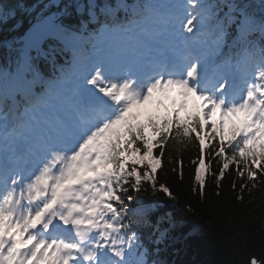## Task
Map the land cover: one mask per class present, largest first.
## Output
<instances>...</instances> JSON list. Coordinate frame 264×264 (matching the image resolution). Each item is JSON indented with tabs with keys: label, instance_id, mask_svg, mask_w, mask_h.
Here are the masks:
<instances>
[{
	"label": "snow or ice",
	"instance_id": "6c2138e0",
	"mask_svg": "<svg viewBox=\"0 0 264 264\" xmlns=\"http://www.w3.org/2000/svg\"><path fill=\"white\" fill-rule=\"evenodd\" d=\"M52 6L0 69V264H163L141 229L157 244L165 232L138 195L175 199L157 179L170 145H198L201 194L213 164L242 188L264 177V0ZM172 89L164 113L144 109Z\"/></svg>",
	"mask_w": 264,
	"mask_h": 264
},
{
	"label": "trees",
	"instance_id": "16d2710c",
	"mask_svg": "<svg viewBox=\"0 0 264 264\" xmlns=\"http://www.w3.org/2000/svg\"><path fill=\"white\" fill-rule=\"evenodd\" d=\"M77 2L88 4L86 0H61L62 5ZM96 2L114 5L116 0ZM251 2L258 6L260 0ZM50 4L51 0H0V5H7L14 11V15L0 19L3 58L14 54L9 44L18 41L37 16L54 9L57 11L54 6L45 8ZM70 11L71 23L78 24L81 13L74 7ZM82 15L83 19H88L86 7ZM64 59L60 56V63ZM156 99L154 96L144 109H150L149 103ZM169 151L170 155L162 158L157 179L169 187L175 199L163 192H153L150 187L138 195L139 206L151 207L152 223L158 222L160 230L165 232L157 244L159 232L155 227L141 229L145 246L153 253L151 259H158L163 264H250L255 258L257 264H264V177H259L256 187H251L249 182L242 188L247 176L239 177L235 167L230 166L225 176L217 181L211 173L218 176L219 166L213 164L201 194L193 190L197 188L198 165L193 163L199 155L196 142L172 144ZM205 160L207 163L206 153Z\"/></svg>",
	"mask_w": 264,
	"mask_h": 264
},
{
	"label": "bare ground",
	"instance_id": "6f19581e",
	"mask_svg": "<svg viewBox=\"0 0 264 264\" xmlns=\"http://www.w3.org/2000/svg\"><path fill=\"white\" fill-rule=\"evenodd\" d=\"M68 58H70V57H68ZM158 100H162L163 101V105H160V104H158L156 101H158ZM170 100H171V98L170 97H162V98H157L155 101H152V102H150L149 103V106H158L159 108L160 107H166V106H168L169 104H170Z\"/></svg>",
	"mask_w": 264,
	"mask_h": 264
},
{
	"label": "rangeland",
	"instance_id": "374dc122",
	"mask_svg": "<svg viewBox=\"0 0 264 264\" xmlns=\"http://www.w3.org/2000/svg\"><path fill=\"white\" fill-rule=\"evenodd\" d=\"M176 98H178V94L177 93H175L174 95L171 96V100L176 99Z\"/></svg>",
	"mask_w": 264,
	"mask_h": 264
},
{
	"label": "water",
	"instance_id": "95a60500",
	"mask_svg": "<svg viewBox=\"0 0 264 264\" xmlns=\"http://www.w3.org/2000/svg\"><path fill=\"white\" fill-rule=\"evenodd\" d=\"M27 31H28V30H27ZM27 31H26V32H27Z\"/></svg>",
	"mask_w": 264,
	"mask_h": 264
}]
</instances>
